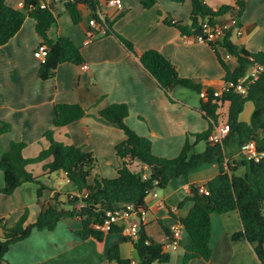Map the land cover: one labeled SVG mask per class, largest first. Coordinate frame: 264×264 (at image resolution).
I'll return each instance as SVG.
<instances>
[{"label": "crops", "instance_id": "crops-1", "mask_svg": "<svg viewBox=\"0 0 264 264\" xmlns=\"http://www.w3.org/2000/svg\"><path fill=\"white\" fill-rule=\"evenodd\" d=\"M13 8L21 9L24 0H5ZM120 8L106 5L100 0L99 15L113 21V29L133 43L135 54L129 52L113 35H105L98 23L92 26L91 6L79 4L81 21L73 23L65 5L55 6L56 23L47 32L52 39L67 36L80 48L84 61L60 63L55 76L41 79L38 76L40 61L34 49L42 43L35 30V21L26 17L20 30L0 46V127L10 125L0 134V156L12 141L23 142L24 158L36 157L48 148L45 133L52 131L53 138L64 144H73L90 151L97 159V172L105 178L117 176L121 160L115 145L126 136L116 126L98 121L94 115L111 103H126L129 114L126 124L137 134L151 140L156 156L172 158L179 154L186 138L193 143L195 134L205 131L209 123L199 107L202 96L183 86H175L169 95L157 85L154 78L142 67L139 56L148 49H156L176 68L181 77L192 78L216 89H223L225 71L208 43L196 41L194 34L182 35L175 27L164 23L172 19L190 23L191 0L176 3L156 0L150 8L142 0H121ZM212 9L233 5L236 0H204ZM241 35H233L234 43L251 53L264 52V0H245L240 16ZM231 69L237 61L227 51L220 49ZM87 65V68H83ZM55 103H77L89 109L90 114L60 128L53 125ZM249 114L242 118L245 108ZM253 103L246 102L239 118L249 121ZM245 114V113H244ZM207 143L200 141L194 153L202 152ZM228 159L238 165L237 174L245 167L240 151L228 149ZM51 158L30 163L26 169L41 177L46 185L38 199V184L26 182L12 194H0V219L14 223L27 215L24 225L33 223L48 203H54V194L77 193L76 186L65 173L47 174L44 165ZM147 169L134 162L132 169ZM219 172L215 161L202 163L192 169L187 177L170 181L166 189H156V196L147 194L146 213L138 217L148 239L162 245L169 256L167 262L153 264H183V252L189 244L188 234L181 229L175 250L170 248L172 229L179 219L188 214L192 202L181 201L190 195L191 184H204ZM92 181V177L88 179ZM4 184L0 170V187ZM65 197H59L65 206ZM82 226L79 216L62 218L53 230L33 229L30 235L13 243L1 264H118L108 259L109 247L116 245L120 258L138 262L133 240L121 231L106 232L101 240L93 237L81 239L76 231ZM119 226V225H117ZM242 230L237 211L211 215L210 248L208 261L191 259L188 264H261L252 245L244 238L234 239Z\"/></svg>", "mask_w": 264, "mask_h": 264}, {"label": "trees", "instance_id": "trees-1", "mask_svg": "<svg viewBox=\"0 0 264 264\" xmlns=\"http://www.w3.org/2000/svg\"><path fill=\"white\" fill-rule=\"evenodd\" d=\"M45 1L24 0L22 8L18 9L6 4L5 0H0V46L6 44L20 30L26 17L34 19L35 30L42 37V43L48 47L47 56L40 62L38 69V76L43 80L54 77L60 63L81 64L84 61L80 48L70 37L57 36L52 39L48 36L47 32L57 19L51 7L41 6ZM99 3L100 0H74L65 3V8L72 22L78 23L81 21L78 5L91 6L92 19L99 24L104 34L115 36L129 52L135 54L133 43L113 29V21L107 17H100ZM155 4L156 0H142L144 8H150ZM244 7L245 0H236L233 5H221L216 10L204 0H191L189 24L166 18L164 23L175 26L182 35H192L203 22L211 25L229 23L223 37L209 42V45L225 71L223 82L236 85L238 79L245 76L251 63H264V52L251 53L232 40L233 29L242 26L240 16ZM220 49L227 51L236 59L234 69H231L222 57ZM138 58L142 67L154 78L165 94L169 95L175 86L203 93L199 109L209 123L208 128L196 133L193 143L186 138L177 156L160 157L152 152L150 139L137 134L126 124L128 105L117 102L109 104L99 110L94 117L100 122L118 127L126 136L115 145V152L121 160V165L114 178L102 177L97 172V159L92 152L84 150L81 146L55 140L51 130L45 133L49 140L48 148L33 158L23 157L25 143L12 141L8 150L0 156V170L4 176L0 194L10 195L19 185L33 182L38 184L37 195L40 199L46 185L40 180L41 177L34 176L26 166L47 158H51V161L44 165L45 173L64 172L67 179L76 186L77 193L64 195L56 192L54 203H48L36 220L29 225H24L27 209L14 223L0 219V264L13 243L27 238L33 229L53 230L64 217L81 218L82 226L75 232L79 238L93 237L101 240L105 232L93 228L92 225L103 220L106 210L121 209L122 204H130L140 216L141 210L147 209L145 197L150 191L166 189L172 179L187 177L198 165L213 161L217 163L219 172L203 184L207 191L200 192V184H191L190 195L181 201V204L192 202L188 214L179 219L180 225L190 238L183 252V264H188L194 258L205 261L210 259L211 215L234 210L241 219L242 230L234 233L232 237L246 239L252 245L261 264H264V72L248 83L245 94H240L235 86L216 89L195 79L181 77L174 65L156 49H148ZM246 102L253 103L249 121L239 118ZM89 114V109L77 103H55L53 125L60 128ZM218 123L228 124V134L222 142H208V136ZM9 128L10 125L3 124L0 127V134ZM251 140L256 143L257 150L263 153V157L257 162L243 159L241 165L245 167V172L239 175L236 173L237 163L228 159V149L239 150L244 143ZM200 141L207 143L206 148L202 152L194 153L193 147ZM134 162L146 166L147 169H132ZM90 177L91 182L88 181ZM61 196L66 199L65 206L59 201ZM116 230L121 231L122 227L113 225L109 232ZM133 245L137 252L138 264L169 260V256L162 250V245L148 239L142 224ZM107 256L109 260H116L118 264L132 262L120 258L116 245L109 247Z\"/></svg>", "mask_w": 264, "mask_h": 264}, {"label": "built area", "instance_id": "built-area-1", "mask_svg": "<svg viewBox=\"0 0 264 264\" xmlns=\"http://www.w3.org/2000/svg\"><path fill=\"white\" fill-rule=\"evenodd\" d=\"M74 0H46L42 2L41 6L51 7L55 11V6L57 4L65 5V3ZM106 5L110 7L120 8L122 6L121 0H105ZM23 6V3L21 7ZM101 18L103 16L100 15ZM92 26L96 24L95 20L91 22ZM229 23H222L217 25H211L208 22H203L200 28V33L194 34L196 41L208 43L215 41L217 38H221L224 35V31L228 28ZM241 27H235L233 29V35H241ZM48 53V47L41 43L33 51L34 57H36L40 62L45 60ZM83 68H87V65H83ZM264 72V63L253 62L245 74V76L238 79V83L234 85L233 83H226L223 89H228L229 87L235 86L237 92L240 94H245L247 90V85L249 82L253 81L260 73ZM203 97V93L200 94ZM229 132V126L227 123H218L215 125L214 130L208 136V142L216 143L222 142ZM240 154L247 161H259L263 157V153L259 152L254 141H247L244 143L240 149ZM200 192H206L207 188L205 185L199 186ZM148 194L156 196L155 190L150 191ZM86 195V194H85ZM146 213V210H141V215L138 216L135 210H133L130 204H122L121 209L117 210H106L104 212L103 220L99 223H93L92 227L103 231L109 232L113 225H119L122 227L121 232L126 237L131 240H136L139 236L140 225L138 222V217H141ZM182 226L179 224L172 229L170 248L175 250L177 247L178 240L180 238ZM131 264H138L137 262H131Z\"/></svg>", "mask_w": 264, "mask_h": 264}, {"label": "rangeland", "instance_id": "rangeland-1", "mask_svg": "<svg viewBox=\"0 0 264 264\" xmlns=\"http://www.w3.org/2000/svg\"><path fill=\"white\" fill-rule=\"evenodd\" d=\"M248 107L247 108H245V110H244V112H243V114H242V118H245V116H246V114H249V112H248ZM245 113V114H244ZM243 157V156H242ZM201 185H203V184H201Z\"/></svg>", "mask_w": 264, "mask_h": 264}, {"label": "water", "instance_id": "water-1", "mask_svg": "<svg viewBox=\"0 0 264 264\" xmlns=\"http://www.w3.org/2000/svg\"><path fill=\"white\" fill-rule=\"evenodd\" d=\"M194 33H195V34L200 33V28L198 27L197 29H195V30H194Z\"/></svg>", "mask_w": 264, "mask_h": 264}]
</instances>
